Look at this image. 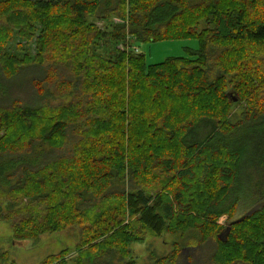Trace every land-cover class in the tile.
<instances>
[{
	"label": "trees",
	"instance_id": "obj_1",
	"mask_svg": "<svg viewBox=\"0 0 264 264\" xmlns=\"http://www.w3.org/2000/svg\"><path fill=\"white\" fill-rule=\"evenodd\" d=\"M91 17L118 21L114 57L95 50L107 30ZM187 38L188 58L152 65L133 47ZM262 46L264 0H0V219L14 239L78 228L76 252L42 264H136L142 227L179 236L150 264H264ZM251 142L263 202L237 216Z\"/></svg>",
	"mask_w": 264,
	"mask_h": 264
},
{
	"label": "rangeland",
	"instance_id": "obj_2",
	"mask_svg": "<svg viewBox=\"0 0 264 264\" xmlns=\"http://www.w3.org/2000/svg\"><path fill=\"white\" fill-rule=\"evenodd\" d=\"M36 1V0H34ZM90 23L97 25L103 32H107L105 40L99 41L94 45L97 52L106 56L114 57L118 50H123V44L114 42L110 37L111 30L118 24L117 20L112 23H102L96 21L94 18H89ZM23 50L19 47V41L15 39L9 44V50L15 53L19 57H23L24 54H29L33 58L37 54L36 41L23 42ZM116 45V46H115ZM254 45H251L253 47ZM258 46V45H256ZM133 47L137 49L141 54H145L148 64H157L165 61L168 58H188L190 51H195L199 48V43L194 38H187L175 41H158L153 43L135 42ZM264 49V46L261 47ZM264 51V50H263ZM61 101H59L60 103ZM237 109V113H242L240 108ZM263 143V141H261ZM257 146L251 142L247 145V170L240 178V187L238 195L241 196L243 202V211H239L237 216L244 214V211L251 210L253 207L258 206L263 202V198L259 197L255 193V188L261 187L262 179L259 176H255L252 167L251 158H255ZM245 165V163H244ZM243 165V167H244ZM238 189V188H237ZM262 192L264 188H261ZM244 206L247 209H244ZM1 209L7 212L4 205ZM227 217H223L220 220L221 224H226ZM143 230H137L136 233L142 238L139 243L131 245L133 259L136 264H150V261L155 256L164 257L167 256L173 250L174 242L179 240V236H174L169 233L163 234L161 237L152 235L150 232L140 227ZM14 232L11 225L8 222H3L0 219V252H9L11 261L16 264H42L50 255H56L63 250H70V252H76V246L79 242L80 231L78 228H71L56 233H48L42 235L37 240H16L13 236ZM188 252H184L181 264L186 263ZM123 263V262H122ZM68 264H75L74 260L68 262Z\"/></svg>",
	"mask_w": 264,
	"mask_h": 264
},
{
	"label": "water",
	"instance_id": "obj_3",
	"mask_svg": "<svg viewBox=\"0 0 264 264\" xmlns=\"http://www.w3.org/2000/svg\"><path fill=\"white\" fill-rule=\"evenodd\" d=\"M233 101L236 102V101H237V98H234ZM242 220H243V218L238 219V220L234 221L232 224L239 223V222H241ZM230 229H231V227L229 226V227H228V231H230ZM222 235H224V234H222ZM223 241H224V240H223Z\"/></svg>",
	"mask_w": 264,
	"mask_h": 264
}]
</instances>
